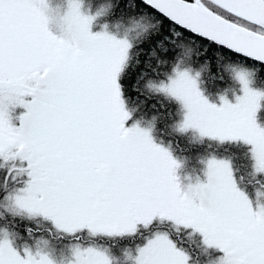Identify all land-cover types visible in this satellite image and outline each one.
<instances>
[{
	"label": "snow or ice",
	"instance_id": "6c2138e0",
	"mask_svg": "<svg viewBox=\"0 0 264 264\" xmlns=\"http://www.w3.org/2000/svg\"><path fill=\"white\" fill-rule=\"evenodd\" d=\"M0 264H264V0H0Z\"/></svg>",
	"mask_w": 264,
	"mask_h": 264
}]
</instances>
